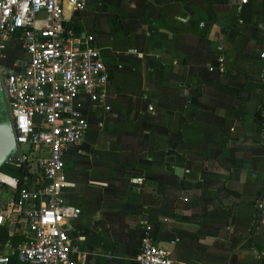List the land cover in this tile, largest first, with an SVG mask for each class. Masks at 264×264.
Returning a JSON list of instances; mask_svg holds the SVG:
<instances>
[{
    "label": "crops",
    "instance_id": "crops-1",
    "mask_svg": "<svg viewBox=\"0 0 264 264\" xmlns=\"http://www.w3.org/2000/svg\"><path fill=\"white\" fill-rule=\"evenodd\" d=\"M64 17L108 73L75 98L87 129L63 150L77 263L138 264L149 240L175 264H264V0H87ZM25 55L9 39L1 70Z\"/></svg>",
    "mask_w": 264,
    "mask_h": 264
},
{
    "label": "built area",
    "instance_id": "built-area-1",
    "mask_svg": "<svg viewBox=\"0 0 264 264\" xmlns=\"http://www.w3.org/2000/svg\"><path fill=\"white\" fill-rule=\"evenodd\" d=\"M87 0H0V59L17 37L25 51L18 70L4 72V89L16 150L4 165L22 168L19 176L0 171V186L12 192V206L26 223L24 239L9 244L0 264L16 256L23 264H78L67 223L81 212L66 203L63 150L81 141L87 118L74 106L80 94L102 96L108 73L94 36L86 45L66 28L65 7L83 11ZM264 59V51L261 52ZM214 67H209L213 70ZM224 71L223 65L219 67ZM151 108V107H150ZM138 264H175L171 251L144 240Z\"/></svg>",
    "mask_w": 264,
    "mask_h": 264
},
{
    "label": "rangeland",
    "instance_id": "rangeland-1",
    "mask_svg": "<svg viewBox=\"0 0 264 264\" xmlns=\"http://www.w3.org/2000/svg\"><path fill=\"white\" fill-rule=\"evenodd\" d=\"M17 46H18V48H20V44L18 43V41H15L12 44V49L16 48ZM18 48H16L17 51H21ZM14 56L16 58L15 60L21 58L20 57L21 55L19 52H17L16 55H14ZM0 107H1V110L3 108V111H0V120H4V121H7L8 123L12 124V119H11L10 114H9L7 99H6V95H5L3 88L0 91ZM4 111H7V112H4ZM12 200H13V197H12L11 190H9L5 186L4 187L0 186V208L4 204V206H6L5 212H8L5 214L1 213V209H0V223L7 221L9 215L17 214L16 210L12 206ZM2 246H3V248H1V251L5 252V248H7V245H5V247H4V245H2Z\"/></svg>",
    "mask_w": 264,
    "mask_h": 264
},
{
    "label": "water",
    "instance_id": "water-1",
    "mask_svg": "<svg viewBox=\"0 0 264 264\" xmlns=\"http://www.w3.org/2000/svg\"><path fill=\"white\" fill-rule=\"evenodd\" d=\"M2 86L0 83V91ZM5 109V108H4ZM0 111H3V108ZM7 112V111H4ZM16 150L15 133L13 125L7 121L0 120V168L4 165L6 157Z\"/></svg>",
    "mask_w": 264,
    "mask_h": 264
},
{
    "label": "trees",
    "instance_id": "trees-1",
    "mask_svg": "<svg viewBox=\"0 0 264 264\" xmlns=\"http://www.w3.org/2000/svg\"><path fill=\"white\" fill-rule=\"evenodd\" d=\"M66 28L67 29L70 28L71 30L74 31L75 35L78 36V31L76 30V28L73 29L71 25H67ZM0 171L5 172L11 176H19L22 172V168H19L13 165H3L0 168ZM23 239H24L23 235L22 236H18V235L10 236L6 228V225L0 224V242H9L13 247H16L21 241H23ZM15 259H16L15 257L11 256V261L12 260L14 261Z\"/></svg>",
    "mask_w": 264,
    "mask_h": 264
},
{
    "label": "flooded vegetation",
    "instance_id": "flooded-vegetation-1",
    "mask_svg": "<svg viewBox=\"0 0 264 264\" xmlns=\"http://www.w3.org/2000/svg\"><path fill=\"white\" fill-rule=\"evenodd\" d=\"M4 72H0V82H1V79H2V76H3Z\"/></svg>",
    "mask_w": 264,
    "mask_h": 264
}]
</instances>
